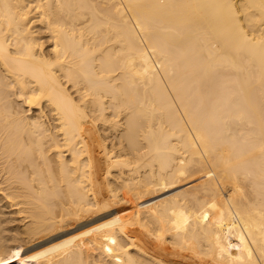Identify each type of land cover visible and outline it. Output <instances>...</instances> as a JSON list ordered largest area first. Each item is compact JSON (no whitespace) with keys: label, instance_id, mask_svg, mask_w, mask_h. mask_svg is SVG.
Listing matches in <instances>:
<instances>
[{"label":"bare ground","instance_id":"1","mask_svg":"<svg viewBox=\"0 0 264 264\" xmlns=\"http://www.w3.org/2000/svg\"><path fill=\"white\" fill-rule=\"evenodd\" d=\"M0 264H264V0H0Z\"/></svg>","mask_w":264,"mask_h":264},{"label":"rangeland","instance_id":"2","mask_svg":"<svg viewBox=\"0 0 264 264\" xmlns=\"http://www.w3.org/2000/svg\"><path fill=\"white\" fill-rule=\"evenodd\" d=\"M16 216V215H15ZM19 222L18 221H16V222H13V224H18Z\"/></svg>","mask_w":264,"mask_h":264}]
</instances>
